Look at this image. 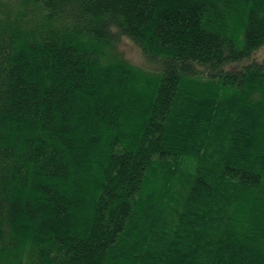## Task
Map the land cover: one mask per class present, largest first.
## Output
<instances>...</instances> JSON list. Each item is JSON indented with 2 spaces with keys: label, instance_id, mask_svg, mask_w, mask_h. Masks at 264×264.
<instances>
[{
  "label": "trees",
  "instance_id": "1",
  "mask_svg": "<svg viewBox=\"0 0 264 264\" xmlns=\"http://www.w3.org/2000/svg\"><path fill=\"white\" fill-rule=\"evenodd\" d=\"M263 47L264 0H0V264H264Z\"/></svg>",
  "mask_w": 264,
  "mask_h": 264
},
{
  "label": "rangeland",
  "instance_id": "2",
  "mask_svg": "<svg viewBox=\"0 0 264 264\" xmlns=\"http://www.w3.org/2000/svg\"><path fill=\"white\" fill-rule=\"evenodd\" d=\"M126 52V56L132 60L133 62L136 63H143V58L138 50L137 47H135L133 44L125 42L124 46ZM253 58H255L256 60L259 61H263L264 62V47L262 49H260L258 52L255 53V55L253 56Z\"/></svg>",
  "mask_w": 264,
  "mask_h": 264
}]
</instances>
